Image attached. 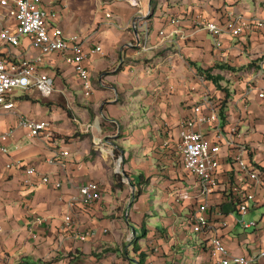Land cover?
<instances>
[{
  "label": "crops",
  "instance_id": "obj_1",
  "mask_svg": "<svg viewBox=\"0 0 264 264\" xmlns=\"http://www.w3.org/2000/svg\"><path fill=\"white\" fill-rule=\"evenodd\" d=\"M136 1L138 7L131 0H43V8L59 12L55 27L67 35L85 37L86 50L101 47L103 52L86 63L93 85L91 97L85 96L74 69L56 53L46 56L40 67L41 74L54 80V94L43 98L34 89L17 90L13 93L14 112L0 114V135L15 131L7 144L10 155L0 153V264H138L136 254L131 257L135 244L130 237L134 228L138 230L153 217L145 204L155 197L167 206L174 223L148 224L149 236L140 243L143 249L148 245L154 249L150 263L215 264L200 248L210 235H201L199 243L191 235L189 222L184 221L187 213L188 220L194 214L191 202L175 199L185 189L198 191L197 179L178 167L171 153L181 124L205 103L201 91L208 83L202 86L194 80L193 75L198 77L194 66L226 65L236 72L229 70L237 92L229 101V123L222 124V132L230 136L237 130L238 145L249 148L248 161L263 181L259 185L237 169L234 157L238 151L225 149L221 185L212 198L210 217L219 226L229 223L220 235L235 256L249 258L264 251V99L260 98V92L264 93V29L236 39L226 36L223 48L216 49L211 37L193 24L194 17L201 16L223 25L230 15L247 24L264 22V0ZM176 19L180 26L171 24ZM9 27L16 30L15 22ZM8 55L33 59L39 52L22 39L21 47ZM196 85L201 91H191ZM252 86L256 91L250 93ZM208 109L205 105V115ZM18 115L49 123L56 142H41L30 138L27 130L17 129ZM202 132L211 139L217 135L215 126H205ZM75 134L80 137L74 138ZM59 151L70 154L60 159L66 169L50 164ZM115 152L125 161V182L131 184L133 197L141 190L132 210H122L120 193L128 188L116 186ZM13 163L21 167L7 169ZM29 167L62 180V189L50 185L32 189L26 183ZM137 175L138 185L133 179ZM90 182L99 183L108 194H102L93 207L73 211L77 227L93 231L87 240L77 241L62 230L68 209L61 199ZM240 192L256 196L245 217L236 203ZM218 208L224 210V217L215 213ZM159 215L154 212L156 219ZM37 217H44L46 223L34 226ZM252 222L258 226H246ZM255 264H264V260Z\"/></svg>",
  "mask_w": 264,
  "mask_h": 264
},
{
  "label": "built area",
  "instance_id": "obj_2",
  "mask_svg": "<svg viewBox=\"0 0 264 264\" xmlns=\"http://www.w3.org/2000/svg\"><path fill=\"white\" fill-rule=\"evenodd\" d=\"M60 2L61 0H55ZM43 0H0V114L12 113L17 107L13 99V93L17 90L28 91L34 89L43 98H50L55 92V83L52 78L40 73V67L44 58L51 54H60L67 65L71 66L82 82L86 97H91L93 85L91 75L86 67L87 61L95 55L102 54L101 47L86 50L87 39L80 35H67L62 29L53 25L58 19L59 12L55 9L46 10L42 6ZM133 6L138 7L136 0H131ZM15 22L16 30L9 27ZM173 26H180V20H173ZM193 24L199 31L205 32L211 37L216 49L223 48V38H241L254 29L263 30L264 22L247 24L243 19H237L230 15L223 25L196 16ZM163 40H167L164 32L160 33ZM27 39L30 46L39 52L33 59H14L8 52L21 47V40ZM148 41V37L145 38ZM10 57V58H8ZM198 84L205 86L207 80L204 76H198ZM174 90L173 88L171 89ZM192 90H195L194 88ZM253 86L250 93L255 92ZM260 98L264 99V93L260 92ZM205 103L194 109L191 117L187 118L180 126L177 149L182 156L184 169L197 179V194L192 189L175 194L178 203L199 200V206L193 214V230L197 234L210 235L208 241L210 252L215 264H255L264 260V251L257 256L245 258L235 256L227 243L220 235L221 228H227L229 223L223 222L222 226L212 221L210 217L213 210L212 198L220 188L219 174L222 169V154L225 149L238 151L234 157V164L243 174L252 177L259 185H262L260 174L248 161L249 148L246 145H238L239 133L234 130L230 136L222 132V118L215 106L209 102V96L204 97ZM209 106L208 115L203 113L204 106ZM18 128L29 132V137L36 140L53 141L50 124L31 120L23 115H18ZM205 126H215L217 135L214 139L205 136L202 132ZM11 131L0 135V153L10 155L8 141L14 135ZM70 154L65 151L55 153L50 164L66 169L67 164L60 159H67ZM119 163L123 162L120 157ZM121 165H119L120 167ZM21 167L20 163H13L7 169ZM26 183L32 189L41 186H53L55 190H61L63 181L53 180L51 175H41L34 168H26ZM39 178L37 182L33 178ZM126 180V179H125ZM103 190L99 183L90 182L78 187L77 193L61 200L68 211L63 218L62 230L69 238L77 241H85L93 235L92 230H80L77 227L73 211L78 207H93L102 199ZM256 201V196L250 193L240 192L237 206L245 217L251 210V204ZM215 213L221 218L225 216L223 209H216ZM46 223L44 217L33 220L34 226H42ZM247 227H256L258 223L246 224Z\"/></svg>",
  "mask_w": 264,
  "mask_h": 264
},
{
  "label": "rangeland",
  "instance_id": "obj_3",
  "mask_svg": "<svg viewBox=\"0 0 264 264\" xmlns=\"http://www.w3.org/2000/svg\"><path fill=\"white\" fill-rule=\"evenodd\" d=\"M207 68L208 67L205 66L204 68L201 67L200 69H203L204 71H207V70L210 69V68L209 69H207ZM196 73H199V72L197 71ZM214 74H216V75L221 74L222 76H224L225 81L221 84V86L223 88L222 91H220V90H218V91L214 90V88L212 87V85L210 83L207 84L204 87L205 88V91H201L199 87L197 88V85L195 87V90H191V91H196V92L201 91V92H203L204 97L206 95L209 96V100L212 101V102L215 101V103L221 108V106H223V104H225V102H226V100L228 98L227 95H229L226 92V90H229L230 91L231 97H232V94H234V91H235V93L237 92V89H234V85L232 84V81H231L234 78V74L232 72H230L229 70H225V71L218 70ZM193 78H194V80H197L198 81V79L195 77V75H193ZM239 79L242 80L243 77H241ZM175 92L176 91H174L172 93L175 94ZM228 103H229V101H228ZM75 118H77V117L74 116L72 122L75 120ZM51 133H52L53 138H54L53 141H49V140H46V141L39 140V141H41V142L43 141V142H46V143H50V142L55 143L56 142V139H57V135L55 136V134L52 131H51ZM78 137H80V134H75L74 135V138H78ZM69 140L70 139H68L66 142H68ZM84 143H86V141L85 140H82V142H81L82 146H84ZM53 145H55V144H53ZM114 159H115V163L113 165V169L116 171L117 174L122 175V178H124V176L122 174V171L124 169V165H123V163H119L118 162L119 159H120V157L118 159H116L115 156H114ZM119 165H121V166L119 167ZM119 171H121V172H119ZM115 174H114V176H115ZM125 179H127V178H124V180L123 179L121 180V184L125 188H128V191H122L120 193V197L119 198H120V200L123 201L122 202V210H125V209L132 210L131 207L134 204L135 198L133 197V194H132L131 189H130L131 184L130 183L128 184L127 182H125L126 181ZM131 179H132V177H131ZM133 179H135L134 180L135 181V184L138 185V183L140 182V177L137 175V176H134ZM105 191H107V190H105ZM105 191H104L103 195L104 194H108V191L107 192H105ZM158 197H159V194H158ZM145 205L148 207V209L151 210V212H152L151 214L153 216V217H148V224L149 225H151L153 227H162L165 223H167L168 225H171L172 223H174V221L172 220L173 218H170V215L171 214L168 212L167 206L164 205V203H163L162 200H160V199L157 200L156 197H155L154 199L148 200ZM122 210H119L118 209V211H122ZM154 212H160L159 217H157L158 219H156V217L154 216ZM150 220H152V221H150ZM184 221L190 222V219L188 220V213L186 214V216L184 218ZM142 231H143L142 227H139L138 230H137L139 236L142 234ZM191 231H193V230H191ZM129 235L131 236V232H128V236ZM191 235L194 236L195 240H197L199 243H201V239H200L201 235H197L194 232H191ZM130 242H131V244H135V242H136L135 235L134 236L132 235L130 237ZM129 245H130V243L128 244V247H129ZM208 247H209V252H210V246H208ZM208 247H205V248L207 249ZM134 249H135V247L132 246L131 247V257L132 258H134V255H135ZM209 252H207V255L208 256H209V254H208ZM210 255H212V254L210 253ZM124 256H125V254H124ZM196 256H197V254H194L195 260H196ZM125 258L127 259L126 256H125ZM135 258H137V255L135 256ZM170 264H172V263H170Z\"/></svg>",
  "mask_w": 264,
  "mask_h": 264
},
{
  "label": "trees",
  "instance_id": "obj_4",
  "mask_svg": "<svg viewBox=\"0 0 264 264\" xmlns=\"http://www.w3.org/2000/svg\"><path fill=\"white\" fill-rule=\"evenodd\" d=\"M154 9H155V3L153 1L152 2V12L154 11ZM194 67L199 72L198 76L199 75L200 76H204L206 78V80H207V83L208 84L210 83L212 85V87L214 88V90H216V91H218V90L222 91L223 90L221 84L225 81L224 76H222L221 74H219V75L214 74L216 71H218V70H220V71L221 70L222 71L230 70L234 74L236 73L233 70H231V68L229 66H226V65H217L216 67L210 68L207 71H204L203 69H200L197 66H194ZM226 92L229 95H227L228 98H227L225 104H223V106H221V108L215 103V101H213V102L211 101L213 106H215L216 110L219 112L220 118H222V122L225 123V126L229 123V120H228L229 119V113H228V111H229V109H228L229 108V103H228V101H230V99H232L234 97V95L236 94L235 91H234V94H232V97H231L230 91L226 90ZM171 153H172L173 159L176 161V164L178 165V167H181L182 169H184L183 159H182V156H181V154L179 153V151L177 149V143H176L175 148L171 149ZM114 156H115L116 159H118L120 157V153L115 152ZM123 164H125V161H123ZM184 172L188 173L185 169H184ZM114 177H115L116 186L118 188H120V189H123L124 186L121 184V180L124 179V178H122V175L115 174ZM140 195H141V190L139 189L135 193V201H137L139 199ZM190 202H191V206L189 208L190 209L193 208L190 212L191 213H195V211H196L195 209H197V207L199 206L200 202H199V200H194V201H190ZM190 217H189V219H190ZM192 217H191V219H192ZM189 225H190L191 230H193V221H190ZM142 229H143L142 234L140 236H137V239H136V242H135V250H134V252L137 255V258H135V259L137 260L138 264H151L150 260H151L152 254H154V252H155L154 249H152V247L150 245H148L146 249H143L142 245L140 243L141 240L146 239L149 236V229H148V222L147 221H145L144 224L142 225ZM192 232H194V230ZM198 235H204V234H198ZM205 235H208V234H205ZM195 245H196V243H195ZM208 246H209V241L208 240L207 241H203L200 244L201 251L204 252V253L209 252V247ZM205 247H208V248L206 249ZM210 253L211 252L208 253L209 257L213 260L212 255H210Z\"/></svg>",
  "mask_w": 264,
  "mask_h": 264
},
{
  "label": "water",
  "instance_id": "obj_5",
  "mask_svg": "<svg viewBox=\"0 0 264 264\" xmlns=\"http://www.w3.org/2000/svg\"><path fill=\"white\" fill-rule=\"evenodd\" d=\"M119 172H121V171H119ZM122 174H123V176L125 177V178H128V175L124 172V171H122ZM134 235L137 237L138 236V232H137V229L136 228H134Z\"/></svg>",
  "mask_w": 264,
  "mask_h": 264
}]
</instances>
